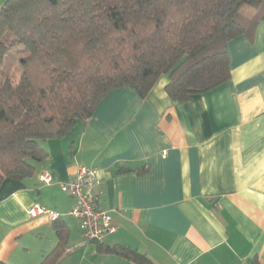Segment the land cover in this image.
I'll return each mask as SVG.
<instances>
[{
	"label": "crops",
	"instance_id": "1",
	"mask_svg": "<svg viewBox=\"0 0 264 264\" xmlns=\"http://www.w3.org/2000/svg\"><path fill=\"white\" fill-rule=\"evenodd\" d=\"M227 53L230 78L206 92L172 101L162 74L145 97L115 88L69 135L40 140L47 157L33 175L0 186V260L39 264L56 246L58 219L68 239L56 264L84 242L95 247L85 245L79 264H135L99 250L115 244L153 264H264V20ZM80 167L101 172L97 207L115 226L99 243L83 239L60 188ZM36 203L58 216H30Z\"/></svg>",
	"mask_w": 264,
	"mask_h": 264
},
{
	"label": "trees",
	"instance_id": "2",
	"mask_svg": "<svg viewBox=\"0 0 264 264\" xmlns=\"http://www.w3.org/2000/svg\"><path fill=\"white\" fill-rule=\"evenodd\" d=\"M262 20L263 0H4L0 66L10 48L25 55L18 82L0 83V186L33 175L47 157L39 141L69 135L115 88L145 97L169 74L167 95L184 102L227 81L229 41L252 39ZM53 228L56 246L39 264L66 250V225L56 219ZM99 250L153 264L126 245Z\"/></svg>",
	"mask_w": 264,
	"mask_h": 264
},
{
	"label": "built area",
	"instance_id": "3",
	"mask_svg": "<svg viewBox=\"0 0 264 264\" xmlns=\"http://www.w3.org/2000/svg\"><path fill=\"white\" fill-rule=\"evenodd\" d=\"M44 183H49L51 177L44 172L39 176ZM101 172L96 168L80 167L70 180L60 183V188L74 199L69 214L77 221L81 236L86 241L102 242L115 230L108 211L97 207V197L102 193ZM30 216L46 214L55 219L58 214L40 204H34L28 209Z\"/></svg>",
	"mask_w": 264,
	"mask_h": 264
},
{
	"label": "rangeland",
	"instance_id": "4",
	"mask_svg": "<svg viewBox=\"0 0 264 264\" xmlns=\"http://www.w3.org/2000/svg\"><path fill=\"white\" fill-rule=\"evenodd\" d=\"M264 1V0H263ZM19 45L15 48H10L4 57L3 64L0 66V83L10 80L12 83H17L22 72L20 65V58L25 54L20 50ZM93 249L95 243L88 242ZM84 242L78 247H71V251L66 254V257L61 262V264H79L80 254L84 252L85 245L88 244ZM92 251H87V258L90 260L93 258Z\"/></svg>",
	"mask_w": 264,
	"mask_h": 264
}]
</instances>
